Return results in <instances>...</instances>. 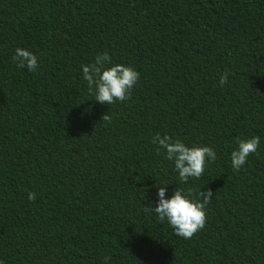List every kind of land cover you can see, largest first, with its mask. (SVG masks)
I'll use <instances>...</instances> for the list:
<instances>
[{"label": "trees", "instance_id": "16d2710c", "mask_svg": "<svg viewBox=\"0 0 264 264\" xmlns=\"http://www.w3.org/2000/svg\"><path fill=\"white\" fill-rule=\"evenodd\" d=\"M17 47L35 72L16 66ZM102 52L140 73L129 100L89 94L81 65ZM157 133L217 159L180 183ZM252 136L257 152L234 170L236 138ZM165 183L166 198L213 193L190 239L144 210ZM105 257L264 264V0H0V262Z\"/></svg>", "mask_w": 264, "mask_h": 264}, {"label": "clouds", "instance_id": "9594fccd", "mask_svg": "<svg viewBox=\"0 0 264 264\" xmlns=\"http://www.w3.org/2000/svg\"><path fill=\"white\" fill-rule=\"evenodd\" d=\"M12 60L19 68H27L35 72L38 67L36 55L30 50L17 47ZM82 78L87 82L88 92L100 104L112 105L124 102L131 98L132 90L140 80V73L132 66L121 63H112L107 52L97 54L93 61L81 65ZM231 73L227 70L219 77V86L228 82ZM111 115L103 114L101 121L111 122ZM153 144L158 145L157 152L164 151L166 159L174 164V171L178 174L179 182L186 184L190 178L199 179L204 171L206 162H214L217 154L212 147L192 145L188 146L179 139L159 133L152 138ZM237 147L231 152V166L240 170L246 163L249 155L257 152L260 144L258 136L242 139L236 138ZM164 185L157 188L158 200L153 207L145 205V212L155 215L161 223L167 222L173 233L183 239H190L201 230L206 223V206L211 202L213 193L210 189L200 191L199 199L192 198V189L185 191L180 186L173 190L172 195L166 198ZM36 194L29 191L27 199L34 201ZM109 257L104 258L108 264ZM3 264V262H0Z\"/></svg>", "mask_w": 264, "mask_h": 264}]
</instances>
